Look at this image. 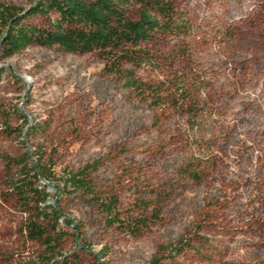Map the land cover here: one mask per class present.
Here are the masks:
<instances>
[{"label":"rangeland","instance_id":"1","mask_svg":"<svg viewBox=\"0 0 264 264\" xmlns=\"http://www.w3.org/2000/svg\"><path fill=\"white\" fill-rule=\"evenodd\" d=\"M262 1L171 0L185 34L140 67L0 50V264H264Z\"/></svg>","mask_w":264,"mask_h":264},{"label":"trees","instance_id":"2","mask_svg":"<svg viewBox=\"0 0 264 264\" xmlns=\"http://www.w3.org/2000/svg\"><path fill=\"white\" fill-rule=\"evenodd\" d=\"M130 1L139 5L136 18L113 0H37L23 15L0 5V50L4 58H10L28 46H58L73 54L103 53L135 67L154 64L156 57L145 50L184 35L187 21L177 15L171 0H125V4ZM259 10L264 22V0ZM28 17H38L40 23L25 22ZM89 168L69 174V180L86 188L83 178ZM24 192L17 191L23 204L49 210L55 218L59 215L56 207L44 205L45 188ZM33 197L39 201L34 202ZM37 221L31 223L30 230L42 238L44 231Z\"/></svg>","mask_w":264,"mask_h":264}]
</instances>
